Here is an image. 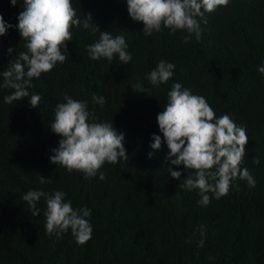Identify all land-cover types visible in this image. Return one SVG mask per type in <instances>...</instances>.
Returning <instances> with one entry per match:
<instances>
[{"label":"trees","instance_id":"obj_1","mask_svg":"<svg viewBox=\"0 0 264 264\" xmlns=\"http://www.w3.org/2000/svg\"><path fill=\"white\" fill-rule=\"evenodd\" d=\"M71 2L81 22L90 13L100 31L124 35L132 59L91 60L87 49L100 33L81 23L67 42L68 59L33 78L28 91L41 95L38 108L28 98L6 104L13 90L0 87V264H264V74L258 71L264 66V0H229L227 7L205 13L201 39L193 34L187 43L185 31L163 26L145 36L126 0ZM23 6L24 0L16 6L0 0V15L13 26L0 36V72L26 51L16 28ZM161 60L176 65L174 76L154 86L147 77ZM174 83L205 97L217 117L227 114L246 129L241 168L250 171L255 187L237 178L227 196L217 200L208 193L205 207L198 204L199 190L179 187L188 175L182 165L171 166L182 172L181 180L171 177L156 117ZM136 84L144 91L133 89ZM65 95L87 102L95 117L90 122H112L125 136L129 159L105 163L104 180L50 162L61 139L50 124ZM96 95L105 97L103 107L94 102ZM154 134L161 136L159 150L150 146ZM40 175L50 182L40 184ZM28 190L63 191L74 208L91 209V239L79 245L71 229L59 239L46 234V200L33 216L22 198Z\"/></svg>","mask_w":264,"mask_h":264},{"label":"clouds","instance_id":"obj_2","mask_svg":"<svg viewBox=\"0 0 264 264\" xmlns=\"http://www.w3.org/2000/svg\"><path fill=\"white\" fill-rule=\"evenodd\" d=\"M10 3L16 6L17 0H10ZM126 3L130 18L143 23L145 36L161 31L163 26L172 32L185 31L184 42L187 43L193 34L197 41L201 39V21L207 23L205 13L227 7L229 0H126ZM22 9L16 28L26 42V51L20 52L7 69L0 72L3 77L0 87L13 90L4 97L6 104L28 98L32 108L39 107L41 95H30L28 91L34 86L33 78L39 79L42 73L51 72L58 62L64 63L68 59L67 42L73 39V26L79 27L81 23L84 29L91 28L93 35L100 33L99 39L88 46L91 60L103 58L111 62L118 55L119 60L127 64L132 59L124 35L113 36L108 31H100L90 13L84 14L81 22L71 0H24ZM11 27L0 15V36ZM8 52L13 53V49L10 47ZM175 68V64L161 60L147 79L154 86L167 84L174 76ZM258 71L264 74V66ZM132 88L144 91L140 84ZM167 95L168 102L157 115L156 122L169 150L166 159L171 177L180 181L182 176L181 171H174L171 166L182 165L188 171L179 187L199 190L198 204L205 207L211 199L208 193L217 200L227 196L237 178L247 181L249 187H255L256 181L250 171L241 168L249 140L246 129L227 114L217 117L205 97L193 94L180 83H174ZM64 100L65 103L56 105L55 119L50 124L52 132L61 137L59 146L52 149L54 154L50 156V162L66 168L69 173L81 172L85 178L99 173V179L104 180L105 174L100 170L105 163L117 164L129 159L124 147L125 136L112 122H90L95 117L86 101L67 95ZM93 100L101 107L106 103L103 95L93 96ZM152 139L151 148L159 150L161 136L154 134ZM151 155L149 153V157ZM253 163L258 165L260 161L254 158ZM49 182L40 175V184ZM42 197L46 200V234L59 239L71 229L77 244L85 245L91 239L93 228L87 219L92 214L91 209L74 208L70 200L66 201L63 191L50 194L43 190H28L22 198L33 216L40 215L37 203ZM199 232L201 237L205 235L204 226ZM186 242L191 243L190 240ZM203 245L204 240H199L198 246Z\"/></svg>","mask_w":264,"mask_h":264}]
</instances>
